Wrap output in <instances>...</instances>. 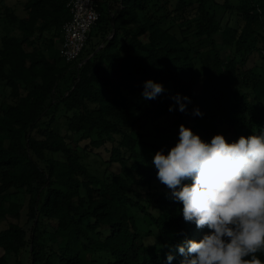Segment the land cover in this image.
<instances>
[{
	"label": "trees",
	"instance_id": "1",
	"mask_svg": "<svg viewBox=\"0 0 264 264\" xmlns=\"http://www.w3.org/2000/svg\"><path fill=\"white\" fill-rule=\"evenodd\" d=\"M66 5L26 0L25 16L2 18L0 222L23 224L0 228V264H169V245L181 264L175 245L208 230L184 221L152 157L181 124L205 141L264 130V0H100L71 62ZM148 79L156 99L141 96Z\"/></svg>",
	"mask_w": 264,
	"mask_h": 264
},
{
	"label": "clouds",
	"instance_id": "2",
	"mask_svg": "<svg viewBox=\"0 0 264 264\" xmlns=\"http://www.w3.org/2000/svg\"><path fill=\"white\" fill-rule=\"evenodd\" d=\"M164 92L161 83L148 79L141 96L156 99ZM171 99L180 112L191 102L179 93ZM193 114L203 115L199 108ZM151 163L170 190L166 197L182 204L184 221L208 230L199 241L175 245L184 257L181 264H264L256 255L264 252V130L232 142L219 133L205 141L181 124L175 145L167 154L157 150ZM168 247L170 264L174 255Z\"/></svg>",
	"mask_w": 264,
	"mask_h": 264
},
{
	"label": "built area",
	"instance_id": "3",
	"mask_svg": "<svg viewBox=\"0 0 264 264\" xmlns=\"http://www.w3.org/2000/svg\"><path fill=\"white\" fill-rule=\"evenodd\" d=\"M100 0H67L70 17L62 26L59 53L65 62L75 60L81 53L88 35L99 18Z\"/></svg>",
	"mask_w": 264,
	"mask_h": 264
},
{
	"label": "rangeland",
	"instance_id": "4",
	"mask_svg": "<svg viewBox=\"0 0 264 264\" xmlns=\"http://www.w3.org/2000/svg\"><path fill=\"white\" fill-rule=\"evenodd\" d=\"M25 2H26V0H0V34H1V32L3 33V31H4V29L2 28V23H1L2 18H5V15L9 11H12L16 16L21 17V18L23 16H25V10H24ZM16 32H17V30H16ZM55 42H56V46H58L59 40L56 39ZM202 86H203V82H202V76H201L197 90L201 91ZM106 152H107L106 150H102L101 154L104 156V155H106ZM8 199H10L11 201H15L19 205L20 211H22L23 207L26 204L25 193L20 191V190H18L16 193L10 195ZM9 222H15V223L17 222L19 224H23V219H21L19 217H15V216H9L7 220H2L0 222V228H5ZM1 253L2 252L0 250V254ZM7 259L12 264L14 257L11 255V256L7 257Z\"/></svg>",
	"mask_w": 264,
	"mask_h": 264
}]
</instances>
